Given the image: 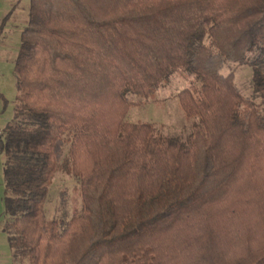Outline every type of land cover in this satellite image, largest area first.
Masks as SVG:
<instances>
[{
    "label": "trees",
    "instance_id": "16d2710c",
    "mask_svg": "<svg viewBox=\"0 0 264 264\" xmlns=\"http://www.w3.org/2000/svg\"><path fill=\"white\" fill-rule=\"evenodd\" d=\"M230 64L264 101V0H30L0 126L14 261L264 264V115ZM174 74L194 79L178 94L189 136L127 122ZM63 168L83 208L48 221Z\"/></svg>",
    "mask_w": 264,
    "mask_h": 264
},
{
    "label": "rangeland",
    "instance_id": "374dc122",
    "mask_svg": "<svg viewBox=\"0 0 264 264\" xmlns=\"http://www.w3.org/2000/svg\"><path fill=\"white\" fill-rule=\"evenodd\" d=\"M30 0H0V92L8 102L6 112L0 117L3 128L14 116L17 95L15 62L20 48L23 29L29 20ZM235 71V82L245 97L255 100L264 115V101L257 96L253 85V69L248 65H227L225 75ZM193 77L174 74L159 91L149 99L134 98L137 105L132 106L127 115L129 123H152L163 133L171 137L187 138L192 132L195 120L186 118L180 107L178 94L191 88ZM68 140L72 134L66 136ZM70 158V142L65 146L62 163ZM4 161L0 159V216L4 212ZM83 208L80 179L66 172L63 168L55 174L49 188L45 213L48 221L69 222ZM6 217L0 218V264H19L14 261L8 235L4 232Z\"/></svg>",
    "mask_w": 264,
    "mask_h": 264
}]
</instances>
